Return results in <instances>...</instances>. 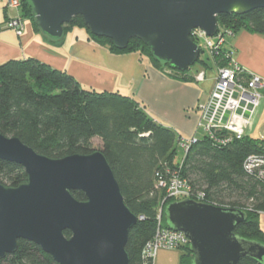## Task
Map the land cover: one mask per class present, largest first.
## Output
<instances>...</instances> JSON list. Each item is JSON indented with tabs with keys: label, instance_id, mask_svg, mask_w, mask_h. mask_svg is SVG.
<instances>
[{
	"label": "water",
	"instance_id": "95a60500",
	"mask_svg": "<svg viewBox=\"0 0 264 264\" xmlns=\"http://www.w3.org/2000/svg\"><path fill=\"white\" fill-rule=\"evenodd\" d=\"M25 1L50 41L61 42L64 25L80 16L93 36L109 38L117 49H125L130 39L141 40L155 60L180 72L197 63L202 52L191 37L193 29L213 36L218 15L264 8V0ZM220 91L210 97L205 119L224 124L229 111L221 108L227 94L219 98ZM236 96L233 91L231 97ZM252 110L241 100L236 113L248 118ZM1 160L20 165L27 179L13 187L0 184V261L16 252L21 239L59 264H130L125 245L138 217L123 202L102 151L54 159L0 133ZM74 190H81L85 200H77ZM163 212L169 228L187 236L190 264H239L242 258L264 264V243L234 231L246 220L245 210L183 198L170 201Z\"/></svg>",
	"mask_w": 264,
	"mask_h": 264
},
{
	"label": "trees",
	"instance_id": "16d2710c",
	"mask_svg": "<svg viewBox=\"0 0 264 264\" xmlns=\"http://www.w3.org/2000/svg\"><path fill=\"white\" fill-rule=\"evenodd\" d=\"M20 6V18L29 20L39 32L29 4L20 0ZM217 20L218 29L231 31L232 35L240 28L264 34V8L239 15L222 13ZM73 26L85 27L91 37L114 52L142 53L156 67H165L174 74H185L188 70H171L155 60L147 46L136 38L130 39L125 49H117L109 38L93 36L80 16L64 25L65 32ZM211 55L219 66L226 65L231 58L224 47ZM207 60L200 57L197 63L207 66ZM0 133L15 136L38 153L54 159L68 154H89L95 150L91 146L92 138L101 140L97 150L107 159L123 202L138 217L125 245L130 264H142L141 251L154 235L161 204V223L169 228L163 207L174 200L169 197L163 201L165 190L156 187L157 171L163 173L168 167L179 170L190 188L202 192L210 204L245 210L246 220L237 224L235 233L264 243L259 218L264 212V184L245 172L242 164L246 155L260 151L264 140L245 134L220 144L205 133L195 138L178 160V134L154 121L133 98L117 91L84 89L67 71L51 68L31 56L0 63ZM228 134L225 130L216 132L220 138ZM26 179L27 173L20 165L0 161V184L13 187ZM71 193L79 201L86 198L81 190ZM64 234L70 235L68 231ZM188 246L187 243L179 249V264L191 263L193 255ZM15 251L6 254L0 263L59 264L29 240L20 239ZM239 264L258 263L242 258Z\"/></svg>",
	"mask_w": 264,
	"mask_h": 264
},
{
	"label": "crops",
	"instance_id": "0c3cea01",
	"mask_svg": "<svg viewBox=\"0 0 264 264\" xmlns=\"http://www.w3.org/2000/svg\"><path fill=\"white\" fill-rule=\"evenodd\" d=\"M14 14L6 0H0V63L34 57L51 68L67 71L84 89L117 91L133 98L154 121L178 134L177 146L184 136L198 139L202 107L210 102L219 67L212 55L207 66L197 63L185 74H174L156 67L142 53L112 51L82 26H73L61 42H55L21 18L22 30L17 34L10 26ZM226 42L224 49L243 68L240 79L249 74L264 78V34L240 28ZM198 72L204 73L203 80H197ZM263 98L255 110L264 104ZM156 256L154 264H177L179 258L175 250H161Z\"/></svg>",
	"mask_w": 264,
	"mask_h": 264
},
{
	"label": "built area",
	"instance_id": "2783aa9c",
	"mask_svg": "<svg viewBox=\"0 0 264 264\" xmlns=\"http://www.w3.org/2000/svg\"><path fill=\"white\" fill-rule=\"evenodd\" d=\"M6 3L7 6L15 12V14L10 17V26L15 29L17 34L21 33L22 23L19 13L21 7L20 0H6ZM217 31L218 32L213 36H208L200 28H195L191 31V37L197 43H199V40H203L205 43L204 47L208 49L209 54H212L218 52L220 48L224 47L227 43V39L232 35V32L228 30L218 29ZM242 71L243 68L236 64L231 58L226 65H220L217 68V78L211 96L217 89L221 90L219 98H222V96L227 94V100L221 108L223 111H229L226 123L221 124L220 120L218 122H213L211 118L208 120L205 119V109L207 106L202 107L203 111L200 124H202L204 132L215 142L220 144L228 143L234 138L240 139L245 136V134H248L246 128L251 123L250 117L262 97L261 91L264 92L263 77L257 74H249L248 78L240 79L238 74L242 73ZM203 75V72H198L196 75L197 80H203L205 77ZM233 91L237 92L236 98L231 97ZM241 100H245L246 103H251L253 106L251 115L248 118L243 117V112L242 114L236 113V109ZM242 108V111L247 109L245 108V105ZM217 130H225L229 132V134L220 138L216 136ZM195 141V137H191L189 140L181 139L179 141L184 147V153L189 145ZM242 164L245 172L264 184V142L261 145L260 151L246 155ZM156 178V187L165 190V195L162 199L163 201L165 198L171 197L176 201L183 198H189L195 199L199 202L209 203L202 192H196L190 188L186 179L180 175V172L177 169L168 167L163 173L157 171ZM161 211L162 204L157 209V226L153 233L154 235L145 243L141 251V257L143 260L142 264H154V260L157 257L156 255L161 250L172 251L181 249L183 245L188 243V238L185 233L162 225Z\"/></svg>",
	"mask_w": 264,
	"mask_h": 264
},
{
	"label": "rangeland",
	"instance_id": "374dc122",
	"mask_svg": "<svg viewBox=\"0 0 264 264\" xmlns=\"http://www.w3.org/2000/svg\"><path fill=\"white\" fill-rule=\"evenodd\" d=\"M199 43H200L201 49H202V52L200 53L201 54L200 57L203 59L211 57V54H209L208 49H206L204 47V45H205L204 41L199 40ZM192 67H193V65H192ZM261 96L264 97V92H262V91H261ZM262 100H264V98ZM250 119H251V123L246 128V130L248 131V134L252 138H255V139L257 138L258 140H264V104H262V106L261 105L258 106V108L255 110V113L253 115H251ZM199 126H201V127H200L199 133L197 135L198 138H200L201 136H203L205 134L202 124H200ZM192 136L193 135H189L188 138H186L185 136L182 138L189 140V138H191ZM100 144H101V140L99 138H97V137L92 138V140H91L92 148L98 149L100 147ZM176 152H177L178 160L184 156V147H182V144L178 143ZM259 218H260L261 227L264 229V213H262ZM172 251H174V250H172ZM175 251H176V254H178V256L180 257L181 251L179 249H177ZM177 264H179V258L177 260Z\"/></svg>",
	"mask_w": 264,
	"mask_h": 264
},
{
	"label": "bare ground",
	"instance_id": "6f19581e",
	"mask_svg": "<svg viewBox=\"0 0 264 264\" xmlns=\"http://www.w3.org/2000/svg\"><path fill=\"white\" fill-rule=\"evenodd\" d=\"M191 68V67H190Z\"/></svg>",
	"mask_w": 264,
	"mask_h": 264
}]
</instances>
